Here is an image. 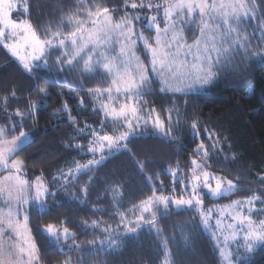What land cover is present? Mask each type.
Returning a JSON list of instances; mask_svg holds the SVG:
<instances>
[{
  "label": "snow or ice",
  "instance_id": "6c2138e0",
  "mask_svg": "<svg viewBox=\"0 0 264 264\" xmlns=\"http://www.w3.org/2000/svg\"><path fill=\"white\" fill-rule=\"evenodd\" d=\"M90 3L91 6L83 14L77 10L67 17L65 27L70 25L69 31L57 29L46 32L42 37L29 20L23 19L29 12L27 0H0V45L19 60L29 74L41 67L47 69L48 58L53 52L57 57L55 65L61 72H73L77 68L84 76L102 72L107 86L79 90L99 101V106L92 110L102 114L103 119L109 122L106 125L101 121L102 129L109 125L123 128V131L109 135L85 125L91 136L87 151L93 159L83 165L77 163L67 172L62 171L60 175L63 179L54 178L55 183L48 185L41 177L30 181L23 176L24 162L17 156L30 138L23 131L18 136L12 131L25 118L35 120L36 112L47 106L50 93L44 92V99L39 103L29 98L23 111H15L13 116L20 119L16 124H10L12 131L0 127V174H3L0 196L5 197L8 207L6 212L0 211V264H42L28 226L29 217L21 214L22 206L31 203L42 215H46L50 211L46 201L55 200L57 196V191L50 189L57 185L67 188L74 179L88 175L105 159V149L107 154H111L113 148L116 151L126 148L130 137L135 138L139 128L150 127V134L163 138L169 134L173 124L183 126L182 119L186 114L179 109L164 110L162 118L160 112L148 108L142 101V97L153 94L152 89L146 87L150 84V72L155 74L162 93L187 96L195 90V86L202 88L212 84L219 71L236 63L237 56L246 60L248 57L243 53H247L249 46L255 49L253 56L264 60V35L254 33L250 37L246 34L247 29L242 27L247 20L256 18V0H124L120 8L123 15L119 17L114 16L115 8L105 6L104 0H90ZM259 3L264 5V0H259ZM80 7L85 8L83 0ZM13 13H17L18 17L14 18ZM138 24L152 35L146 36ZM257 33H264V27H258ZM39 91L37 84L31 95ZM11 95L15 97V91ZM0 103L5 105V111L10 106L7 97L0 98ZM63 107L69 114L70 123L75 124L76 118L71 116L67 101ZM11 119L9 117V121ZM189 126L193 136H197V122L192 121ZM76 131L84 130L77 128ZM208 138L213 140L211 133ZM172 139L175 141V137ZM218 142L219 137H216L211 144L217 152L222 151V148H217ZM76 147L81 149L83 146ZM97 153H100L99 159L95 158ZM193 156L197 158L188 161L187 171L179 167L167 170L172 180L170 196L164 195L163 187L155 189L153 186L152 196L135 209L139 215L129 220L121 214L120 224L126 233L134 234L145 225L154 229L157 221L153 209L160 205L167 209L174 204L177 209L197 212L200 222L208 228L215 212L214 227L219 232L217 244L222 245L219 249L222 264H247L249 254L258 247H264V219L253 218V213L259 215L264 212V209H256L257 202L264 205V191L246 189L227 174L218 175L209 171L211 157L203 141L194 149ZM140 168L143 171V165ZM177 172L186 175L190 172L188 182L184 183ZM148 180L151 183L152 178ZM156 180L163 185L158 176ZM256 182L264 188V177ZM180 186H183V191L177 195L175 189ZM82 192L86 197L87 185ZM238 192L250 194L215 209L203 207L205 199L220 200ZM100 211L103 210L96 209L93 213ZM145 213H150V218L146 219ZM59 223V227L56 223H49L38 231L55 245L58 252L66 255L59 242L75 241L76 235L65 222ZM88 228L93 231L100 228L107 234V245L105 241H100L101 248L115 250L118 246L117 241L111 238L112 231L118 229L110 230L107 225L101 228L100 222L95 220L90 225L85 222L81 231L87 232ZM77 250H80L79 245L67 249L70 252ZM92 251L94 249H89V252ZM164 251V264H170L167 244ZM64 264H72V261L65 260ZM76 264H81V261Z\"/></svg>",
  "mask_w": 264,
  "mask_h": 264
},
{
  "label": "trees",
  "instance_id": "16d2710c",
  "mask_svg": "<svg viewBox=\"0 0 264 264\" xmlns=\"http://www.w3.org/2000/svg\"><path fill=\"white\" fill-rule=\"evenodd\" d=\"M73 1L30 0L31 21L43 26L56 18V8H67ZM104 3L116 9L114 16L123 15L120 8L124 0H104ZM257 4L259 9H256V18L242 25L250 37L254 33L264 35L257 33L258 27H264V5H260L259 0ZM140 27L146 36L152 35ZM254 50L249 46L247 53H243L248 57L246 60L237 56L234 65L219 71L209 90L187 96L153 90V94L142 97L147 107L155 108L162 118L164 110L174 107L179 109L186 114L182 119L183 126L173 124L169 134L163 138L150 134V127L141 128L135 138L130 137L126 148L120 151L113 149L111 154H107L108 150L105 149V159L88 175L74 179L67 188L57 185L50 189L57 191V196L55 200L46 201L50 210L46 215H42L34 205L31 206L30 229L42 264H64L69 259L72 264L77 261H81V264H164L165 244L169 250L167 255L170 264H222L214 239L200 222L199 214L192 209H177L174 204L165 209L160 205L153 209L156 228L149 229L145 225L134 234L125 232L119 217L123 214L128 219H135L139 215L135 209L152 196L153 186L155 189L163 187L164 195L170 196L172 180L167 170L179 167L187 171L188 161L197 158L193 156V151L201 141L211 157L209 171L218 175L227 174L246 189L264 191L256 182L264 177V60L253 56ZM141 57L144 59L143 53ZM50 63L47 69L41 67L29 74L0 45V98L7 97L10 105L5 111V105L0 103L1 127L12 131L10 124H16L20 119L13 116L15 111H23L26 108L25 101L29 98L39 103L44 99V92L50 93L47 106L36 112L35 120L25 118L12 131L17 136L23 131L30 138L17 158L24 162V168L31 178L42 177L48 185L55 183L54 178L62 180V171L67 172L77 163L83 165L93 159V155L87 151L91 136L85 125L109 135L123 131L119 125L102 129L101 121L106 125L109 122L103 119L102 114L92 110L99 106V101L79 90L107 86V79L102 72L84 76L81 75V69L61 72L55 63ZM37 84L40 91L31 95ZM13 91L15 97L11 95ZM81 99L84 100L83 104ZM65 101L71 116L76 118L75 124L69 121V114L63 107ZM9 117H12L11 121ZM192 121L197 122V136H193L189 126ZM77 128L84 131L77 132ZM209 133L213 136L212 141L208 138ZM216 137H219L217 148H222L219 152L211 147ZM76 145L83 147L78 149ZM99 156L100 153H97L95 158L99 159ZM140 165H143V171ZM177 175L187 183L190 172L187 175L177 172ZM157 176L163 185L157 182ZM149 177L152 178L151 183ZM85 185L86 197L82 192ZM175 191L179 195L183 186L177 187ZM249 194L238 192L220 200L205 199V204L223 206ZM257 205L264 207L259 202ZM96 209L103 211L94 214L93 210ZM144 215L146 219L150 218V213ZM93 220L100 222L101 228L107 225L110 230L118 229L111 233V238L118 245L115 250L100 247V241H105L107 245L108 240L107 234L100 228L81 231L85 222L90 225ZM61 221L76 235L75 241L59 242V247L65 249L66 255L58 252L55 245L50 244L38 231L49 223H56L59 227ZM75 245H79L80 250L67 251ZM89 249L94 251L89 252ZM247 264H264V247L249 254Z\"/></svg>",
  "mask_w": 264,
  "mask_h": 264
},
{
  "label": "rangeland",
  "instance_id": "374dc122",
  "mask_svg": "<svg viewBox=\"0 0 264 264\" xmlns=\"http://www.w3.org/2000/svg\"><path fill=\"white\" fill-rule=\"evenodd\" d=\"M82 0H74L72 3H70L67 8L66 6L64 8H61L60 10L59 9H55L54 12H56L55 16L56 18L54 20H49L48 22H46L45 25H40V24H36V23H33L31 21V18H30V15H31V8L29 6V12L26 13L24 16H23V19H26V20H29L31 22V24L33 25V27L37 30V33L39 35H41L42 37L44 36V34L46 32H52V31H56L57 29H59L61 32H67L70 30V25L65 27V24H66V20H67V17L73 13V12H76L77 10H79L81 12V14H83L85 11H86V8L87 7H90L91 6V3H90V0H83V3L85 4V8H81L80 7V4H81ZM27 3L29 4L30 3V0H27ZM256 3H257V0H256ZM257 9H259V5L257 4ZM13 17L14 18H17L18 17V14L17 13H13ZM115 17H119V16H116ZM253 20V19H251ZM247 21H250V20H247ZM163 26V25H161ZM138 27H140V25L138 24ZM141 28V27H140ZM142 31V29H141ZM189 41H191V36H189ZM11 54V53H10ZM13 57V56H12ZM20 65H22L20 63L19 60H17L15 57H13ZM56 53L53 52L52 54H50L49 58H48V63H55L56 61ZM141 59L143 60V58L141 57ZM50 63V64H51ZM146 63V62H145ZM23 66V65H22ZM79 69V68H78ZM149 80H150V84L146 85V87H150L153 90H159L160 89V84H159V81L155 78V74L154 73H149ZM212 84L210 85H207V86H204V87H199V86H195V90L192 91L191 93L193 92H204L206 90H209L210 87H211ZM160 91V90H159ZM171 93V92H169ZM173 94V93H171ZM175 94H179V95H182L180 93H175ZM141 128L137 129V132L140 131ZM115 149V148H113ZM106 151V150H105ZM106 153V152H105ZM23 176L27 179H29L30 181H34L36 178H31L30 176V173L27 171V169H23ZM42 178V177H41ZM43 179V178H42ZM44 180V179H43ZM45 181V180H44ZM258 203V202H257ZM227 205V204H226ZM32 204H28V205H24L22 206L21 208V214H26L28 215L29 219H28V226L30 228V208H31ZM175 206V205H174ZM222 205H206L205 204V200H204V205L203 207L205 209H215V208H218V207H221ZM224 206V205H223ZM176 207V206H175ZM256 209L259 211L261 209H264V207H261L260 205H257L256 204ZM8 210V207L5 203V197L3 196H0V211H4L6 212ZM216 213L213 212V218L212 220L210 221V227L206 228L207 231H209V234L212 236V238L214 239V242H215V246L217 245L216 248H218V253H219V249L220 247H222V245H218L217 244V239L216 237L219 236V232L215 229L214 227V223H215V218H216ZM253 218L255 220H260V219H264V212H261V214L257 215L256 213H253ZM133 219V218H132ZM131 220V219H129ZM134 220V219H133ZM215 233V235H214ZM31 235H32V232H31ZM33 236V235H32ZM260 248V247H258ZM257 248V249H258ZM256 249V250H257ZM255 250V251H256ZM241 252H243V249H240ZM220 256V255H219Z\"/></svg>",
  "mask_w": 264,
  "mask_h": 264
},
{
  "label": "crops",
  "instance_id": "0c3cea01",
  "mask_svg": "<svg viewBox=\"0 0 264 264\" xmlns=\"http://www.w3.org/2000/svg\"><path fill=\"white\" fill-rule=\"evenodd\" d=\"M1 127V126H0Z\"/></svg>",
  "mask_w": 264,
  "mask_h": 264
}]
</instances>
